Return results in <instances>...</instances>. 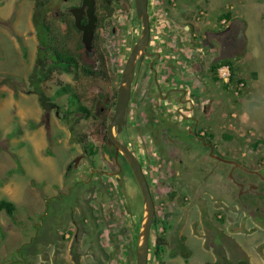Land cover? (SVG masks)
Listing matches in <instances>:
<instances>
[{
	"label": "rangeland",
	"instance_id": "1",
	"mask_svg": "<svg viewBox=\"0 0 264 264\" xmlns=\"http://www.w3.org/2000/svg\"><path fill=\"white\" fill-rule=\"evenodd\" d=\"M44 1L0 0V200L17 205L16 222L0 212V264H136L145 201L136 177L124 164L119 201L128 214L129 239L127 243L109 239L112 230L105 229L102 222H109L99 211L104 208L102 202L111 205L104 193L110 183L102 171L109 168L101 141L104 133L97 124L104 115V92L114 85L106 78L105 61L113 65L121 61L142 26L137 21L132 27L116 22L121 31L116 36L106 29L105 40L98 41L105 60L98 66L86 62L101 77L56 70L43 81L38 62L39 46L48 40L45 23H58L54 18L58 9L69 4L50 0L46 7ZM150 9V50L162 51L170 43L185 49L188 37L193 36L192 47H187L191 57L201 41L196 33L216 27L224 30L221 50L233 62L236 76L227 85L230 88H225L213 80L211 69L205 75L210 97L215 98L211 122L215 125L209 130L229 153L264 161V0H151ZM227 12L234 18H218ZM125 16L133 24L131 15ZM127 31L129 35L124 36ZM213 54L209 49V62ZM179 73L178 82H189L191 92L201 90L189 69L182 66ZM239 78L245 88L235 94ZM60 81L70 85L94 116L69 113L70 92L56 94ZM179 118L173 117L172 122ZM132 137L156 201L157 223L151 230L148 264H264V225L236 203L229 179L221 183L223 195L214 192L213 178L199 190L214 192L212 198L205 193L206 202L194 200L198 185H187L190 171L171 168L157 154L160 137ZM84 148L93 150V159L82 156ZM192 179L201 182L197 174ZM77 224L89 233L96 232L88 234L94 238L93 243L86 242L85 249H80L76 237ZM158 238L164 241L161 260L156 255Z\"/></svg>",
	"mask_w": 264,
	"mask_h": 264
},
{
	"label": "flooded vegetation",
	"instance_id": "2",
	"mask_svg": "<svg viewBox=\"0 0 264 264\" xmlns=\"http://www.w3.org/2000/svg\"><path fill=\"white\" fill-rule=\"evenodd\" d=\"M102 1L106 2V8L108 9L106 14L101 7ZM63 3L69 4L64 6L62 11L58 9L57 17H54L58 23L50 22V20L46 22L54 28L64 29L65 23L63 20L66 16L76 26L75 15L72 9L81 8L83 0H63ZM50 4V0L43 2V5L46 7H50ZM150 7L151 0H149V13L151 10ZM95 12L97 21L93 39L94 50L92 52H86L84 48L83 57L86 62H89V65L98 66V63L102 59L105 60L103 53H100L103 48L98 49V41L105 40L106 34L104 32L106 29L110 28L112 34L116 36L121 33L116 22L124 27H132L135 21L142 26V22L136 14L135 0H128L127 3H123L121 0H95ZM125 14L131 15L133 24L129 23ZM79 15L81 17V23L86 24L88 22L87 6L80 11ZM76 28L80 31L79 33L77 32V35L82 42L83 32L77 26ZM142 29L140 36L133 40L131 48L126 53V56L122 57L123 59L121 61H117L115 65L112 62L107 63V60L105 61L107 67L106 78L114 82V85L110 89L105 92L103 90L107 99L106 105L101 108V113L104 114V111L110 108L108 124L116 108L121 79L127 60L136 44L135 42L141 37ZM223 31V29L216 27L211 31L205 30L202 34L199 32L196 33V37L201 36V41L198 44L197 50L192 51L195 55L191 57L188 56L191 50L187 47H192L191 42L193 36L188 37L190 41L186 44L185 49H179L175 44L170 43L162 51L150 50V38L145 54L140 55L136 60L125 124L120 132H117V128L115 127V136L121 143L126 144L135 153L143 167L142 161L136 153L130 138H133L132 136L135 134L138 136L149 135L153 138L155 136L154 133H156L153 140L157 136L160 137V146L157 154H159L162 161L169 163L171 168L180 166L182 169L190 171L188 175L191 174V176L188 177L187 185L192 187L198 185L196 190H194L196 192L194 200L201 199L203 201L205 199V193L209 194L211 198L214 192L223 195L224 192L221 183H224V180L228 181L227 179L232 175L235 182L229 180V183L235 193L234 199L236 203L246 210L249 217L264 225V161L254 159L250 156L242 157L229 153L221 142L214 140V136L211 135L209 130L211 125H215L211 123L214 120L212 106L215 107V98L211 99L210 85L204 78L213 65L224 59L221 46L225 43L226 37ZM128 35L129 33L127 31L124 36ZM174 39L176 38L174 37ZM169 40L172 43L174 41L173 38ZM49 42L48 39V45ZM118 48L115 49L119 52ZM209 49L214 50L210 62L208 56ZM49 50L50 48H48V53ZM106 56L107 59L109 56ZM179 56L183 60L178 61ZM182 66L189 69L196 76V82L202 85L201 90L196 93L191 92L189 82H178V76ZM205 66L207 69H204ZM100 91H102V88ZM220 102L221 100L218 99V104ZM217 114L218 116L220 115L219 111H217ZM177 116L180 117L179 120L177 119V122L173 123V117ZM108 124L106 138L103 137L101 141L102 145L105 146V161L109 169L106 170L103 168L102 171L107 176V181H109L111 186L104 192L107 199L111 200V205L107 207V204L102 202L100 207L104 208L99 211L105 213L104 216L109 222L107 224L102 222L105 229L112 230L109 239L127 243L129 239L128 232L126 231L128 227V214L125 211V207L121 206L122 200L119 201V198L121 199L122 197L119 188H122L121 182L123 176L121 171L123 170V165L126 164L133 175L134 173L122 151L118 150L114 145L109 146L107 144ZM134 131L136 132L135 134L133 133ZM138 141L141 140L139 139ZM91 151L93 150L84 148L82 156L86 159H93L92 154H90ZM86 163L89 165L88 161ZM75 167H77V162ZM193 174L199 175L201 182L199 179H196V181L193 180ZM213 178L216 180L211 182V184H215L217 190L201 193L199 190L205 187L209 180ZM194 191H189L188 194L194 195ZM153 198L155 201L154 195ZM190 198L193 199V197ZM190 198L189 196L187 197V199ZM204 202L206 201L204 200ZM102 217L100 213L99 218L102 219ZM156 223L154 217L153 225H156ZM114 229L115 231H113ZM103 230L100 229L101 232ZM91 233L96 232L92 231ZM91 233L85 230L82 225L77 224L76 237L80 240V249H85L86 242L93 243L94 237L88 235H91ZM86 236H89L88 240H86ZM87 248L91 251L92 246L89 245ZM91 256L93 257L92 254Z\"/></svg>",
	"mask_w": 264,
	"mask_h": 264
},
{
	"label": "water",
	"instance_id": "3",
	"mask_svg": "<svg viewBox=\"0 0 264 264\" xmlns=\"http://www.w3.org/2000/svg\"><path fill=\"white\" fill-rule=\"evenodd\" d=\"M86 6L88 13V22L86 24H82L79 13ZM135 9L137 17L142 22V34L131 51V54L127 60L122 75L118 99L116 102V108L110 118V123L108 124L107 144L109 146L114 145L115 147H117L118 150L122 151L129 165L131 166L133 173L140 186L145 201L146 215L145 222L143 223V228L141 230L140 244L138 245L137 249L136 264H148L150 253V235L154 222V217L156 214L155 201L152 195L150 184L139 159L126 144L121 143L116 138L114 131L116 127V131L120 132L125 124L126 110L132 90V80L135 69V63L140 55L145 54L146 48L151 38L152 25L149 13V0H135ZM72 12L75 15L76 26L83 32L82 43L84 45L85 51L92 52L94 50L93 39L97 21V16L95 12V0H83L82 7L74 8L72 9ZM228 179L230 181L235 182L234 177H232V175H230Z\"/></svg>",
	"mask_w": 264,
	"mask_h": 264
},
{
	"label": "trees",
	"instance_id": "4",
	"mask_svg": "<svg viewBox=\"0 0 264 264\" xmlns=\"http://www.w3.org/2000/svg\"><path fill=\"white\" fill-rule=\"evenodd\" d=\"M123 3H127L128 0H121ZM43 4V2H41ZM106 2L102 1V10L103 12H108L106 8ZM220 20L226 18L227 20H231L233 14L231 12L224 13L222 16L218 17ZM63 22L65 23V28L62 30L60 28H54L52 25L45 23L46 30L48 32V44H41L39 46V62L38 67L41 71V74L44 76L43 81H47V79L51 78V75L54 71L58 70L61 72H66L69 74L77 73L78 71H84V73L88 75H97L101 77V74L96 71L91 70L83 57L84 47L78 37L77 32L80 31L76 28L71 20H68L67 16L64 18ZM189 25V24H188ZM48 43V40H47ZM25 48V46H23ZM48 48H50L48 53ZM104 61V60H103ZM228 63L232 66L233 62L227 58H224L221 62L216 63L212 66V77L214 81H218V76L216 73V69L219 65ZM233 68V81L235 80L234 76H236V71ZM103 73L105 74L104 68H101ZM243 79H238L237 82H241ZM225 88H230L225 85ZM70 85L65 84L63 81H60V89L56 92L57 96L61 95L63 92H70L68 97L69 101V113H80L82 118H89L94 116L93 110L87 105L81 102L80 96L71 92ZM68 117V116H66ZM110 117V108L104 111L103 119L97 124V128L103 131V137L106 138V128ZM229 138V136H228ZM174 194H171V198H174ZM16 211L17 205L6 199L0 200V212H6L14 222H16ZM161 244H164L162 238H158L156 240V255L159 260H161V254L163 252L160 247Z\"/></svg>",
	"mask_w": 264,
	"mask_h": 264
},
{
	"label": "built area",
	"instance_id": "5",
	"mask_svg": "<svg viewBox=\"0 0 264 264\" xmlns=\"http://www.w3.org/2000/svg\"><path fill=\"white\" fill-rule=\"evenodd\" d=\"M216 73L218 76V81L220 83H223L224 85H229L232 83L233 79V68L230 64L224 63L217 67ZM245 88V82L241 81L238 83V85L234 88L235 94H238L240 90Z\"/></svg>",
	"mask_w": 264,
	"mask_h": 264
}]
</instances>
